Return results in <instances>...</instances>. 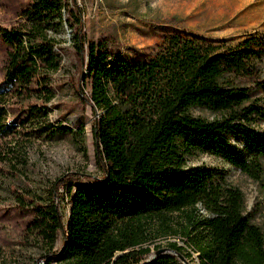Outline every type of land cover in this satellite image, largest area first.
Instances as JSON below:
<instances>
[{"label": "trees", "instance_id": "1", "mask_svg": "<svg viewBox=\"0 0 264 264\" xmlns=\"http://www.w3.org/2000/svg\"><path fill=\"white\" fill-rule=\"evenodd\" d=\"M62 6L63 0H32L26 11L30 29H13L4 37L13 49L0 86V139L14 131L7 118L11 87L19 85L12 90L20 98L43 96V105L52 96L44 70L56 68L60 58L46 31L58 30ZM197 42L174 35L156 56L133 64L124 59L106 64L108 53L89 47L95 64L92 101L103 108L97 130L111 165L102 182L78 187L61 259L110 264L115 250L136 245L112 264H141L150 251L143 242L172 235L192 245L201 264H264L262 231L244 215L242 191L186 161L187 155L208 152L255 179L263 172L264 131L255 122L264 120V110L250 100L249 87L236 82L255 73L258 52L250 47L221 52ZM196 107L219 116L194 115ZM44 109L29 104L20 111L45 119ZM38 129L50 136L71 130L42 122ZM229 133L242 139L247 153L231 147ZM39 211L52 237L60 225L56 204L50 201ZM167 245L185 253L177 242ZM147 264L179 262L162 253Z\"/></svg>", "mask_w": 264, "mask_h": 264}, {"label": "rangeland", "instance_id": "2", "mask_svg": "<svg viewBox=\"0 0 264 264\" xmlns=\"http://www.w3.org/2000/svg\"><path fill=\"white\" fill-rule=\"evenodd\" d=\"M31 2L0 0L1 87L13 49L4 37L13 29H30L26 11ZM59 18L58 30L51 27L46 31L60 58L56 68L44 70L52 96L43 105V96L20 98L12 90L19 85L11 87L7 118L14 131L0 139V264H71L59 257V251L78 187L99 184L106 176L105 166L111 165L103 155L97 130L103 108L92 101L95 64L90 63V46L107 52L105 63L109 65L117 59L129 64L148 60L174 35L195 38L199 47L221 52L253 48L258 52L252 60L255 73L236 82L248 86L250 100L264 110V0H63ZM114 78L109 80L110 87ZM34 85L32 82V89ZM109 91L112 97L113 88ZM29 104L45 108L46 118L23 115L20 110ZM192 112L208 119L219 116L198 107ZM41 122L71 130L42 134L38 129ZM255 127L264 131V120H257ZM228 139L232 148L247 153L241 138L229 133ZM186 161L210 169L215 179L239 188L244 194V215L259 226L264 239V164L255 179L208 152L187 155ZM50 201L60 214L59 228L52 237L39 211ZM169 241L183 246L186 254L172 251ZM142 247L150 251L141 264L162 253H172L179 264H201L199 253L178 236L151 238ZM134 248L136 245L115 250L110 264ZM163 248L164 252L156 254Z\"/></svg>", "mask_w": 264, "mask_h": 264}, {"label": "water", "instance_id": "3", "mask_svg": "<svg viewBox=\"0 0 264 264\" xmlns=\"http://www.w3.org/2000/svg\"><path fill=\"white\" fill-rule=\"evenodd\" d=\"M165 250H166V249H164V248H163V249H159V250L156 251V254L161 253V252H164ZM151 258H152V257H151ZM150 260H152V259H150ZM150 260H148V262H150Z\"/></svg>", "mask_w": 264, "mask_h": 264}]
</instances>
